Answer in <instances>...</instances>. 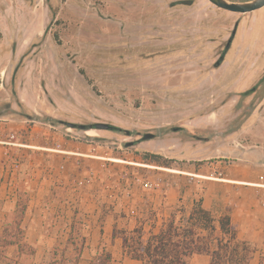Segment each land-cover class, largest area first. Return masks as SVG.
I'll use <instances>...</instances> for the list:
<instances>
[{"label":"rangeland","instance_id":"374dc122","mask_svg":"<svg viewBox=\"0 0 264 264\" xmlns=\"http://www.w3.org/2000/svg\"><path fill=\"white\" fill-rule=\"evenodd\" d=\"M262 19L207 0H0V207L24 250L0 264H51L70 239L117 257L115 227L149 236L200 200L219 217L225 180L264 185V43L242 44Z\"/></svg>","mask_w":264,"mask_h":264},{"label":"trees","instance_id":"16d2710c","mask_svg":"<svg viewBox=\"0 0 264 264\" xmlns=\"http://www.w3.org/2000/svg\"><path fill=\"white\" fill-rule=\"evenodd\" d=\"M152 162L160 164L158 156H152ZM20 216L25 217L27 205L17 204ZM181 214V216L179 215ZM9 228V227H8ZM6 229V234L8 232ZM17 231H22L19 227ZM71 230V237L75 234ZM78 236L81 233H77ZM6 238V239H4ZM12 238L15 239L14 236ZM120 238L123 242L124 255L142 264H190L196 255L210 258V264H251L257 252L249 242L239 237V227L234 223L231 212L226 210L219 217L204 206V201L194 203L192 211L187 213L183 208L174 212L169 221L165 222L158 232L146 234L144 225L139 224L132 230L113 229V239ZM3 248L18 245L16 240L10 241L1 237ZM1 248V246H0ZM91 250L86 242H72L67 245L51 264H81L84 252ZM19 252L24 253L19 244ZM92 259L89 264H113V253L107 248L91 250ZM260 264H264L261 256Z\"/></svg>","mask_w":264,"mask_h":264},{"label":"crops","instance_id":"0c3cea01","mask_svg":"<svg viewBox=\"0 0 264 264\" xmlns=\"http://www.w3.org/2000/svg\"><path fill=\"white\" fill-rule=\"evenodd\" d=\"M8 145L9 147L4 148L6 155L13 150L12 147L14 144L10 143ZM247 179V181L225 180V182L230 183L235 187L231 196L233 197V201L228 206V209L231 212L234 223L239 227V237L242 240L251 243L256 248L257 252L254 256V261L256 260L257 255H259L260 259L261 256H264V185L259 183L260 178L258 177L253 178L252 180L247 177ZM230 184L229 186L231 187ZM0 199L4 200L3 198ZM14 210H8L5 207H0V227H2L0 233L2 237L6 234L7 218ZM2 221L4 222L2 223ZM7 238L10 241L16 240L12 237ZM113 242L115 245H119L120 247L118 251L119 256L116 257V254H113V264H142L141 262L131 260L124 255L123 242L120 238L113 239ZM19 244L21 245V243ZM19 244L5 249H14L15 252L18 251L17 255L20 256L21 253L19 252ZM3 245V242L0 241L1 248H3ZM190 264H210V258L205 255H196L193 257Z\"/></svg>","mask_w":264,"mask_h":264},{"label":"water","instance_id":"95a60500","mask_svg":"<svg viewBox=\"0 0 264 264\" xmlns=\"http://www.w3.org/2000/svg\"><path fill=\"white\" fill-rule=\"evenodd\" d=\"M215 6L230 11L234 13L246 14L257 11L259 9L264 8V0H251L248 2L238 3L229 0H209ZM70 127L75 128V125L70 124ZM92 129L98 130H107V131H115L122 132L123 130L117 126L110 124H95L91 126ZM127 134H131L130 132H126ZM152 135H147L145 138L151 139Z\"/></svg>","mask_w":264,"mask_h":264},{"label":"flooded vegetation","instance_id":"af4514ba","mask_svg":"<svg viewBox=\"0 0 264 264\" xmlns=\"http://www.w3.org/2000/svg\"><path fill=\"white\" fill-rule=\"evenodd\" d=\"M209 3H211L209 0H207ZM229 1H233V2H238V3H243V2H248V1H251V0H229ZM212 4V3H211ZM213 6H215L214 4H212ZM215 7H217V6H215ZM217 8H219V7H217ZM220 10H222V11H225V12H229V13H233V14H240V13H234V12H230V11H227V10H224V9H221V8H219ZM262 9H264V8H262ZM259 10H261V9H259ZM259 10H257V11H259ZM254 12H256V11H254ZM251 13H253V12H251ZM246 14H250V13H246ZM246 14H240V15H246ZM261 27H264V21H263V19H262V25H260V27L259 26H254V27H252V29L250 30V33H249V35H248V37L246 38L245 37V39H244V41H243V45H249L250 43H252L253 41V39L254 38H257V35H259L260 36V38H259V40H260V42H261V45L264 43V36L262 35V33L259 31V28H261ZM257 34V35H256ZM247 39H250V41H248V42H246V40ZM184 40H187V38L185 37L184 39H182L181 40V42H183V43H188V42H184ZM255 40V39H254ZM262 40V41H261ZM185 51V53H186V45H185V47L184 48H182V49H180V52H184ZM260 51H261V49H260ZM226 54V53H225ZM220 62H218L217 64H219ZM61 123H63L64 125H66L68 128H71V129H81V130H85V131H88V130H97V131H106V132H115V131H107V130H98V129H92L91 128V126L92 125H95V124H109V123H95V124H91L90 126H84V125H77V124H74V123H67V122H61ZM70 124H72V125H75L76 127L75 128H73V127H70ZM110 125H113V124H110ZM114 126H116V125H114ZM117 127H119V126H117ZM119 128H121V127H119ZM123 131L122 132H115V133H125L127 136H129V137H131V136H134L135 135V132H133V131H130V130H126V129H124V128H121ZM130 132L131 134H127L126 132ZM147 135H152L153 137L151 138V139H146L145 137L147 136ZM156 138V135L155 134H152V133H148V134H145L144 136H143V138H142V140L143 141H150V140H153V139H155ZM152 156H155V155H152ZM159 157V156H158ZM161 157V156H160Z\"/></svg>","mask_w":264,"mask_h":264},{"label":"built area","instance_id":"2783aa9c","mask_svg":"<svg viewBox=\"0 0 264 264\" xmlns=\"http://www.w3.org/2000/svg\"><path fill=\"white\" fill-rule=\"evenodd\" d=\"M17 166H18V164H16V163L13 165L14 168L17 167Z\"/></svg>","mask_w":264,"mask_h":264},{"label":"bare ground","instance_id":"6f19581e","mask_svg":"<svg viewBox=\"0 0 264 264\" xmlns=\"http://www.w3.org/2000/svg\"><path fill=\"white\" fill-rule=\"evenodd\" d=\"M121 162V161H120Z\"/></svg>","mask_w":264,"mask_h":264}]
</instances>
